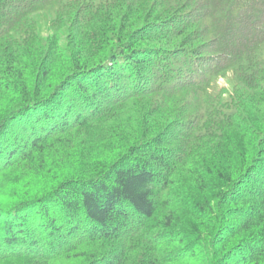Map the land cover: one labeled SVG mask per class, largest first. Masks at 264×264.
I'll return each instance as SVG.
<instances>
[{
	"label": "trees",
	"instance_id": "obj_1",
	"mask_svg": "<svg viewBox=\"0 0 264 264\" xmlns=\"http://www.w3.org/2000/svg\"><path fill=\"white\" fill-rule=\"evenodd\" d=\"M0 264H264V0H0Z\"/></svg>",
	"mask_w": 264,
	"mask_h": 264
}]
</instances>
